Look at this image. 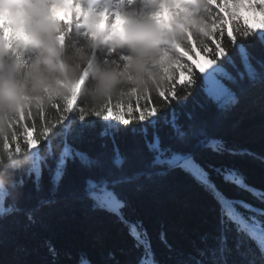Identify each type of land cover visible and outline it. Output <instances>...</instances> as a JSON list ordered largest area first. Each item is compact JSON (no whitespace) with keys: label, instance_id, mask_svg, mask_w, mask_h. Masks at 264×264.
I'll return each mask as SVG.
<instances>
[{"label":"snow or ice","instance_id":"1","mask_svg":"<svg viewBox=\"0 0 264 264\" xmlns=\"http://www.w3.org/2000/svg\"><path fill=\"white\" fill-rule=\"evenodd\" d=\"M152 2L158 6L157 10L160 6H168L163 4V0ZM189 2L183 0L184 5ZM203 3L206 5V16L193 15L189 8L187 15L191 23L184 24L182 28L173 24L171 31L163 29L168 44L164 46L159 65L162 83L154 90H133L126 100L115 103L110 100L100 108L91 109L77 106L80 96L79 90H76L52 101L53 112L50 113L45 97L0 86V153L9 160L25 156L28 162L27 170L19 180L15 179V175L24 162L17 160L9 168L14 177L11 188L0 183V243L7 237L12 225L20 223L19 216L23 215L25 228L31 227L38 222L39 209L52 202L51 198H40L33 207L22 206V202L32 199V191H25L24 188L31 183L39 192L45 170L50 176L52 196L64 187L66 195L86 202L93 211L113 215L122 223L128 222L124 215V209L128 207L125 196L128 188L145 176L179 171L191 177L212 196L219 205L220 215L215 246L198 249L195 256L178 264H230L229 257L233 252L240 259L231 261V264H264V208L253 209L245 201L232 200L213 177L215 175L225 184L249 191L261 203H264V190L248 185L237 168L218 166L207 160V153L219 156L228 149L222 140L209 135L205 128L182 125L173 117L166 121L171 128L170 143L166 144L158 134H153L143 143H133L125 151L117 147L110 154L82 150L68 139L67 125L76 119L77 112L79 121L85 122L77 125L79 129L89 128L92 123L87 121L89 115L103 119L105 124L99 133L102 137H115L121 132L119 125L125 126V130L131 133L157 128L164 113L162 106L152 102V95L155 94L170 107L173 100L180 99L178 87L187 91L195 85L193 65L202 74L205 95L222 115L238 106L249 89L258 85L264 92V55L259 58L254 55L257 47L264 52V20L260 21L257 29L238 15L239 10L244 8L250 12L258 11L264 17V0H203ZM163 23V20L159 22ZM145 31L158 34L161 29L156 22L149 21ZM225 38L231 47L226 45ZM200 59L205 61L204 65L198 63ZM86 76L87 73H84L81 80ZM188 94L191 95L190 92ZM134 112L138 115H133ZM133 124L141 127L130 128ZM53 135L55 143L62 145L59 153L52 147L50 138ZM137 158L146 159L142 168L132 166L131 161ZM13 191L17 192L16 200H13ZM238 207L246 209L249 215H242ZM233 230L235 240L230 246L229 232ZM129 234L138 247H145L146 231L132 225ZM150 249L149 242L145 251L151 257V264H159ZM50 251L54 253L55 250ZM145 259L142 256L139 264H145ZM81 264L89 262L82 259Z\"/></svg>","mask_w":264,"mask_h":264},{"label":"trees","instance_id":"2","mask_svg":"<svg viewBox=\"0 0 264 264\" xmlns=\"http://www.w3.org/2000/svg\"><path fill=\"white\" fill-rule=\"evenodd\" d=\"M248 24L256 28L251 23ZM225 43L227 45L226 38ZM254 55L259 58L264 52L257 47ZM198 63L204 65L205 61L200 59ZM193 72L196 77L195 85L187 91L178 87L180 99L173 100L170 107L164 105V101L158 96L152 95V102L162 106L164 113L157 128L131 133L125 130V126L119 125L121 132L115 137H102L99 133L103 130L101 126L105 121L89 115L87 121L92 122L89 128L79 129L77 125L85 122L79 121L77 112L76 119L71 125H67L68 139L73 140L82 150L109 154L117 147L125 151L133 143H143L144 139L153 134H158L167 144L171 142V128L166 121L174 117L182 125L203 127L209 135L223 141L228 151L219 156L207 153L208 161L218 166L237 168L248 185L264 190V92L258 85L249 89L238 106L222 115L205 95L201 83L202 74L195 65ZM0 75H5L3 70H0ZM132 103L135 107L134 100ZM77 106H82L80 97ZM33 111L35 113L34 106ZM133 115L138 113L134 112ZM36 122L39 124L38 119ZM129 127L139 129L141 126L133 124ZM50 139L53 141L52 147L59 153L62 145L55 143V135ZM14 158L24 162L15 175V179L19 180L27 170L28 162L25 156ZM145 163V158L131 161L134 168H142ZM9 168H0V176L3 177L4 184L11 188L14 177ZM71 170L72 166L70 172ZM213 178L232 200L245 201L253 209L264 208V203L249 191L225 184L215 175ZM24 190L32 191L31 201L22 202L25 208L35 206L40 198H51L52 202L39 209L38 222L31 227L25 228L23 215L17 218L20 223L13 224L7 237L0 243V264H81L82 259L89 264H139L142 256L146 257L145 264H151V257L145 251L149 242L150 251L159 264H178L191 259L198 249L214 247L219 234V205L191 177L179 171L167 175L154 173L128 188L125 191L128 207L124 209L127 223L120 222L106 212L93 211L86 202L66 195L64 187L52 196L47 170L42 175L39 192L34 190L31 183ZM12 196L16 200L17 192L13 191ZM238 211L244 216L249 215L242 207H238ZM132 225L146 231L147 236L143 241L145 247H138L136 240L129 234ZM234 240L233 230L229 232L230 246ZM50 249H54V253ZM239 259L233 252L229 257L230 264Z\"/></svg>","mask_w":264,"mask_h":264},{"label":"clouds","instance_id":"3","mask_svg":"<svg viewBox=\"0 0 264 264\" xmlns=\"http://www.w3.org/2000/svg\"><path fill=\"white\" fill-rule=\"evenodd\" d=\"M163 4L157 10L152 0H0V86L45 97L48 111L76 90L86 109L126 100L133 90H154L162 83L159 65L168 44L163 29L191 23L189 8L207 15L203 0ZM149 21L158 34L145 31ZM15 163L0 153V168Z\"/></svg>","mask_w":264,"mask_h":264},{"label":"rangeland","instance_id":"4","mask_svg":"<svg viewBox=\"0 0 264 264\" xmlns=\"http://www.w3.org/2000/svg\"><path fill=\"white\" fill-rule=\"evenodd\" d=\"M238 15H241L244 19H246L249 23L254 25L255 27H260V21L264 20V17L259 15V12H250L241 8L238 12Z\"/></svg>","mask_w":264,"mask_h":264}]
</instances>
